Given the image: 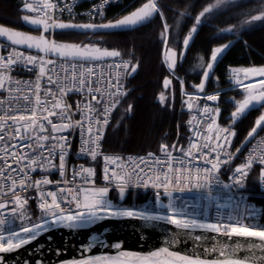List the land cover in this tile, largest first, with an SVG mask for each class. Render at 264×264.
<instances>
[{
  "label": "snow or ice",
  "instance_id": "snow-or-ice-1",
  "mask_svg": "<svg viewBox=\"0 0 264 264\" xmlns=\"http://www.w3.org/2000/svg\"><path fill=\"white\" fill-rule=\"evenodd\" d=\"M115 2L100 0L81 13L75 11L76 0H22L20 10L30 13L22 20L38 34L0 25V38L7 41L0 43V89L8 94L0 99V264H264V222L260 209L249 202L254 194L247 182L258 170L257 194L264 196V136L256 140L258 130L264 131V113L235 146L234 127L218 123L221 107L195 103L218 100V91L200 94L232 41L211 49L195 84L199 94L185 92L180 81L181 92L188 97L184 104L197 113L187 122L186 144L177 132L173 143L159 144L158 153L124 156L108 154L106 132L113 110L126 96L121 80L135 73L138 65L123 59L119 50L102 46V39H92L132 30L158 15L171 73L178 58L185 56L197 26L239 3L213 0L204 6L183 36V49L177 51L171 41L189 14L187 7L170 25L158 0L109 19L107 6ZM257 11L239 13L246 19L218 31L239 37L242 29L264 22V8ZM68 32L85 35L87 42L57 39ZM21 68L35 73V79L14 80L11 74ZM232 75L244 92L230 114L234 124L249 109L264 107V65L233 68ZM172 82L165 76L164 88ZM73 96L78 97L74 103ZM159 101L166 102L164 92ZM131 110L128 104L126 111ZM248 144L252 147L241 159ZM73 154L81 162L71 163ZM137 190H150L151 199L141 205L125 203L128 193L135 196ZM113 192L118 200L112 198ZM125 219L141 222V241H146L148 230L163 231V246L146 252L125 250L123 238L107 235L109 229L103 227L73 245L79 255L71 258H60L67 252V241L63 248L44 243L26 248L52 230L78 233ZM178 245H185L184 250ZM21 249H26L27 257L19 254Z\"/></svg>",
  "mask_w": 264,
  "mask_h": 264
},
{
  "label": "trees",
  "instance_id": "trees-1",
  "mask_svg": "<svg viewBox=\"0 0 264 264\" xmlns=\"http://www.w3.org/2000/svg\"><path fill=\"white\" fill-rule=\"evenodd\" d=\"M146 0H120L110 4L107 9L109 19L117 18L129 12ZM162 11L170 25H175L176 16L185 11L188 15L181 20L179 29L173 33L171 44L177 50L183 49V36L188 33L195 16L213 0H158ZM240 7L231 11H224L214 19L197 26V32L186 50L183 58H178L177 67L169 72L165 59V46L161 38L163 21L157 15L151 22L137 26L132 30L113 32L108 35L92 37L93 40L102 39V46L114 47L122 56L130 58L138 67L126 82L127 93L123 102L113 110V120L106 132L105 147L108 153L125 154L129 152L158 151L160 143L171 144L181 137V143L186 141V112L180 111V81H184V90H196L195 84L200 82L201 67L206 66L210 58L212 46L218 42L227 44L232 41L231 47L223 52L216 61L210 78L205 82L204 92L219 91V119L231 124L235 131L234 145L240 146L247 132L255 124V120L264 113V107L256 106L249 109L234 124L230 114L234 110L235 100L242 96V90L228 88L231 83L227 78L230 66L264 65V22L257 21L241 30L240 36L220 33L219 28H226L230 24L238 25L245 16L241 12L251 11L258 14L257 9L264 8V0H237ZM17 0H0V24L24 31H31L20 20ZM57 39L87 42L85 35L68 32L59 34ZM246 42V44H245ZM203 57V61L201 60ZM165 76L172 79L169 89L163 86ZM165 93L166 102L161 104L159 95ZM128 104L131 111H126ZM259 134L264 132L258 130ZM256 135V134H254ZM251 139V138H250ZM246 143V142H245ZM245 150V148H244ZM243 150V152H244ZM243 153L241 154L242 157ZM239 160H237L238 162ZM258 172V170H257ZM257 172L248 177V189L257 188ZM112 198L118 200L116 193ZM148 199V192L137 190L134 196L129 192L125 203L141 205ZM261 205L264 222V196H252V199Z\"/></svg>",
  "mask_w": 264,
  "mask_h": 264
},
{
  "label": "water",
  "instance_id": "water-1",
  "mask_svg": "<svg viewBox=\"0 0 264 264\" xmlns=\"http://www.w3.org/2000/svg\"><path fill=\"white\" fill-rule=\"evenodd\" d=\"M145 2H147V0ZM141 4L138 5L137 7L141 6ZM127 13L128 12L122 15H126ZM23 15L25 14H22L20 16V20L22 24L28 29H30L31 31H24V30L15 29V28H12V29H15L17 31L29 32L33 35H37L38 32L34 31L32 26L28 25L26 22L22 20ZM0 25L8 27L3 24H0ZM0 41L7 43V41L4 38H0ZM61 41L62 42H73V41H66V40H61ZM75 43H78V42H75ZM110 48H114V47H110ZM103 227H107L109 229V232L107 235H115V236L123 238V240L125 241V250L146 252L149 250H154L156 247L163 246V236L165 234L163 233V231L148 230V236L146 238V241H141L139 239V236L144 235V231L141 230V222L138 220H133V219H125V220L105 221L103 222L102 225H98L93 229L81 230L78 233H71L65 229L52 230L49 233L43 234L41 237L38 238L36 242H33V244L30 246H26V248L34 247L36 243H44L45 245L51 244V246L54 248H63L65 245V241H67L68 242L67 252L62 253L60 258L61 259L71 258L73 256L79 255V253L77 252L76 248L73 247V245L79 246L82 242L86 241L87 236L89 235L90 232L100 231ZM167 227H171V226H167ZM49 236L51 237V241L48 240ZM190 246L191 245L189 243L188 247ZM177 247L180 250H184L185 245H178ZM19 254L23 257L28 256V252L26 251V249H21ZM239 255H243V254H239Z\"/></svg>",
  "mask_w": 264,
  "mask_h": 264
},
{
  "label": "built area",
  "instance_id": "built-area-1",
  "mask_svg": "<svg viewBox=\"0 0 264 264\" xmlns=\"http://www.w3.org/2000/svg\"><path fill=\"white\" fill-rule=\"evenodd\" d=\"M18 2H19V4H18V9H19V11L20 12H22L20 9H21V5H22V0H17ZM116 1H120V0H116ZM69 2H71V0H69ZM100 2V0H76V3H77V7L75 8V11L76 12H85L90 6H91V4L92 3H99ZM107 9H108V6H107ZM107 9H106V15H107ZM22 13H25V14H30V13H27V12H22ZM65 19H70V17H67V15H65V17H64ZM0 43H5V42H2V41H0ZM123 59H127V60H130L131 62H132V60L130 59V58H128V57H123ZM133 63V62H132ZM131 69H129V71H130ZM99 69L97 70V73L99 74ZM104 71L105 72H107L108 71V68H107V66L105 65V67H104ZM113 74H114V70H113ZM12 77H13V79L14 80H17V79H25V80H27V79H35V73H29L28 71H27V69H23V68H21V69H19L18 71H14L12 74ZM127 78H128V76L127 77H124V78H122V80H121V82L124 84V91L127 93V87H126V82H127ZM216 92L217 91H213V92H208V93H204V94H200V95H207V94H216ZM194 94H199V93H194ZM8 94H7V92H5L4 90H2V89H0V99H3L5 96H7ZM187 97V96H186ZM188 98V97H187ZM76 99H78V97H76V96H73L72 97V99H71V101L70 102H72V103H74L75 102V100ZM23 102H21V104H22ZM204 103H208V104H210V105H213V106H219V98H218V100L217 101H215V102H213V101H205L204 99H200L199 101H198V104L200 105V106H203V104ZM0 114H2V112H0ZM187 119L189 120V119H191L194 115H197V113L195 112V111H192V112H190L189 110L187 111ZM77 118H79V117H77ZM218 123H221V124H223L224 126H228L229 124H226V123H223L220 119H219V116H218ZM112 120H113V113H112V117H111V119H110V124L112 123ZM190 126L188 125V127H187V135H189L190 133L188 132V128H189ZM260 136H264V132H262V133H260L259 135H256V140H259V138H260ZM187 137V136H186ZM256 140H253V142H252V144H255L256 143ZM78 143H79V140H78V137H77V140H76V144H77V146H78ZM185 144H186V141H185ZM252 144H248L247 145V147L245 148V150H244V152H243V155H246L247 154V151H248V148H250V147H252ZM149 151H152V150H147V151H144V152H129V153H125V154H119V153H108V154H113V155H124V156H128V155H136V154H140V155H145L147 152H149ZM152 152H156V153H158L159 152V150L158 151H152ZM243 155H242V157H241V159L243 158ZM70 162L71 163H79V162H81V161H77L76 159H75V155L73 154V156L72 157H70ZM240 161H238L237 163H239ZM55 178V177H54ZM226 178V177H225ZM248 182V181H247ZM249 190V189H248ZM144 191V190H143ZM250 192H252L254 195H256V196H260L259 194H257L258 193V191H259V183H258V179H257V188L255 189V190H249ZM174 195H181V196H183L184 198H186V199H188V198H190L189 197V194H185V193H175ZM253 195V196H254ZM148 196L149 197H151V191L149 190L148 191ZM147 202V201H146ZM146 202H144V203H146ZM250 203H253L257 208H259L260 209V217H261V222H263L262 221V217H263V212H262V207H261V205H259V204H257L256 202H254L253 200H251V201H249ZM143 203V204H144ZM33 207L35 208V204H34V202H33ZM5 215H7V213H5Z\"/></svg>",
  "mask_w": 264,
  "mask_h": 264
},
{
  "label": "rangeland",
  "instance_id": "rangeland-1",
  "mask_svg": "<svg viewBox=\"0 0 264 264\" xmlns=\"http://www.w3.org/2000/svg\"><path fill=\"white\" fill-rule=\"evenodd\" d=\"M224 42H218V43H215L213 47H217L219 46L220 44H222ZM225 44V43H224ZM249 66H260V65H248V66H243V65H239V66H230L228 68V75H227V78L228 80L230 81L231 85L228 87V88H238V89H241L242 90V96L239 98V99H242L243 98V95H244V92H243V89L236 86L235 85V81H234V78H233V75H232V69L233 68H244V67H249ZM240 79L244 82V83H247L248 81L247 80H244L243 78V74L241 73L240 74ZM185 92H188V93H198V91L196 90H193V91H186L184 90ZM188 98L182 94V92H180V106H179V110L181 111H185L187 113L188 109L186 107V104H184V101H186ZM187 115V114H186ZM188 116V115H187ZM188 122V119L186 118V123ZM187 127H188V123H187ZM186 131H187V128H186ZM187 135V134H186ZM173 143V142H172Z\"/></svg>",
  "mask_w": 264,
  "mask_h": 264
}]
</instances>
